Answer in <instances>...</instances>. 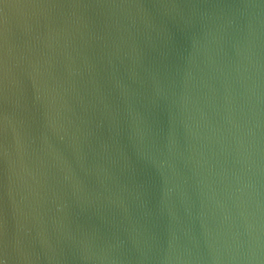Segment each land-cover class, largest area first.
<instances>
[{"label":"water","instance_id":"obj_1","mask_svg":"<svg viewBox=\"0 0 264 264\" xmlns=\"http://www.w3.org/2000/svg\"><path fill=\"white\" fill-rule=\"evenodd\" d=\"M0 264H264V0H0Z\"/></svg>","mask_w":264,"mask_h":264}]
</instances>
